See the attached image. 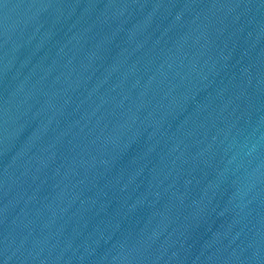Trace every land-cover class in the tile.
Instances as JSON below:
<instances>
[{"label":"water","instance_id":"95a60500","mask_svg":"<svg viewBox=\"0 0 264 264\" xmlns=\"http://www.w3.org/2000/svg\"><path fill=\"white\" fill-rule=\"evenodd\" d=\"M0 264H264V0H0Z\"/></svg>","mask_w":264,"mask_h":264}]
</instances>
